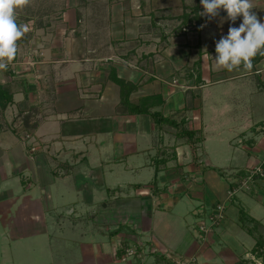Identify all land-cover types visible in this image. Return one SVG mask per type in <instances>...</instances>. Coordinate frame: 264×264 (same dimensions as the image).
Wrapping results in <instances>:
<instances>
[{
    "label": "crops",
    "instance_id": "crops-1",
    "mask_svg": "<svg viewBox=\"0 0 264 264\" xmlns=\"http://www.w3.org/2000/svg\"><path fill=\"white\" fill-rule=\"evenodd\" d=\"M202 11L200 0L17 10L29 31L0 72V264H167L169 250L187 264H264V56L217 71L231 22ZM216 204L223 217L201 234Z\"/></svg>",
    "mask_w": 264,
    "mask_h": 264
},
{
    "label": "clouds",
    "instance_id": "clouds-1",
    "mask_svg": "<svg viewBox=\"0 0 264 264\" xmlns=\"http://www.w3.org/2000/svg\"><path fill=\"white\" fill-rule=\"evenodd\" d=\"M200 16L209 21L226 12L230 21L227 35L215 42L214 58L217 71H251L255 57L264 56V21L257 15L255 0H200ZM30 0H0V72H6L15 60L18 41L29 31L28 24L17 23V10H23ZM238 18L242 22L232 26ZM201 27H204L202 25Z\"/></svg>",
    "mask_w": 264,
    "mask_h": 264
},
{
    "label": "built area",
    "instance_id": "built-area-1",
    "mask_svg": "<svg viewBox=\"0 0 264 264\" xmlns=\"http://www.w3.org/2000/svg\"><path fill=\"white\" fill-rule=\"evenodd\" d=\"M31 150H34V146H30ZM261 167L255 166L251 167L249 170V177L255 175V174H261ZM246 182V179L241 182V186L244 185ZM240 188V187H239ZM235 192V190L229 191V195H232ZM223 205L222 204H216L214 209L211 211L210 215L207 217V220L199 221L197 224V230L201 234H207L210 230V226L215 224L218 220H220L223 217ZM209 223V224H208ZM202 237V236H201ZM157 249H153V252ZM135 255V250L132 247H126L123 255L121 256L122 261H126L130 258H132ZM167 258V264H187L186 260L183 259L181 255H178L176 253H172L170 251H167V253L164 254Z\"/></svg>",
    "mask_w": 264,
    "mask_h": 264
},
{
    "label": "rangeland",
    "instance_id": "rangeland-1",
    "mask_svg": "<svg viewBox=\"0 0 264 264\" xmlns=\"http://www.w3.org/2000/svg\"><path fill=\"white\" fill-rule=\"evenodd\" d=\"M170 251V250H169Z\"/></svg>",
    "mask_w": 264,
    "mask_h": 264
}]
</instances>
